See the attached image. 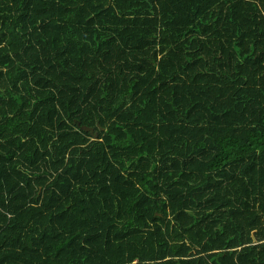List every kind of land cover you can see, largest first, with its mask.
I'll use <instances>...</instances> for the list:
<instances>
[{
    "label": "trees",
    "instance_id": "16d2710c",
    "mask_svg": "<svg viewBox=\"0 0 264 264\" xmlns=\"http://www.w3.org/2000/svg\"><path fill=\"white\" fill-rule=\"evenodd\" d=\"M0 264H264V0H0Z\"/></svg>",
    "mask_w": 264,
    "mask_h": 264
},
{
    "label": "water",
    "instance_id": "95a60500",
    "mask_svg": "<svg viewBox=\"0 0 264 264\" xmlns=\"http://www.w3.org/2000/svg\"><path fill=\"white\" fill-rule=\"evenodd\" d=\"M81 128L85 131H89L90 133L93 134L94 137H96V132L93 131V128L92 127H89V126H85V125H82Z\"/></svg>",
    "mask_w": 264,
    "mask_h": 264
}]
</instances>
